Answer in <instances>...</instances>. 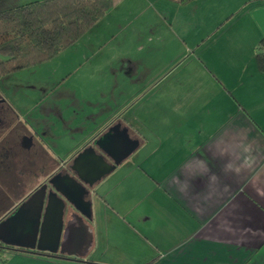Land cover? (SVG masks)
<instances>
[{
    "label": "crops",
    "instance_id": "crops-1",
    "mask_svg": "<svg viewBox=\"0 0 264 264\" xmlns=\"http://www.w3.org/2000/svg\"><path fill=\"white\" fill-rule=\"evenodd\" d=\"M31 1L0 0V11ZM211 1L193 0L170 10L174 3L167 0H123L108 12H118L120 25L103 17L82 37L90 44L99 36L105 44L117 33H124L125 41L133 33L125 45L135 44L130 53L141 55L149 49L158 54L162 38L169 36L168 44L174 38L192 48L194 68L189 63L181 72H167L124 51L107 62V77H94L90 70L80 74L90 82L83 89L87 95H79L83 105L67 113L53 107L52 116L48 112L40 120L52 160L65 164L59 149L63 134L78 138L67 163L118 122L129 126L139 146L92 188L90 221L72 209L66 212L62 253L41 256L15 249L1 253L4 264L13 259L122 262L105 260L103 252H171L170 264H264V68L256 57L264 58V0H229L216 11ZM165 8L172 12L167 15ZM183 12L200 18L199 27L174 25ZM146 17L163 23L152 24L151 35L140 37L142 31L132 30L146 24ZM0 98L8 104L3 93ZM8 108L25 130L36 131L38 118L30 109L19 114ZM49 117L68 131L53 136ZM109 233L125 241L105 242Z\"/></svg>",
    "mask_w": 264,
    "mask_h": 264
},
{
    "label": "rangeland",
    "instance_id": "rangeland-1",
    "mask_svg": "<svg viewBox=\"0 0 264 264\" xmlns=\"http://www.w3.org/2000/svg\"><path fill=\"white\" fill-rule=\"evenodd\" d=\"M228 2L229 0H212L210 3V8L214 11L218 9H225V5ZM230 3L234 5L233 2ZM169 6L170 7L168 8L170 10L178 8V6H176V3L169 4ZM169 9L165 8V10L167 11V15L169 14V12H172ZM117 16L118 12L116 11L110 14L107 13L104 16V20L105 22L110 21L112 25H120V23H115ZM149 18L146 17V19H148V22L146 24V20L137 23L136 25L142 26L135 27L132 31H142L140 37H149L151 35L149 28L154 27L152 26V24L162 25L163 23L162 21H156L155 18H152L149 21ZM127 20H130V18H127ZM179 24H188L190 26L196 25L197 27H199L200 18L193 19L192 17L187 16L186 13L183 12L179 17V23L174 21V25ZM127 31L129 30H126L125 32ZM132 36L133 33L129 34L128 38L125 41L124 33H117L115 34L114 38H111L105 44L101 42V40H99V36L97 37L96 41H93L90 44L81 37L82 39L80 38V40L76 44H74V46L72 45L73 47L70 46L69 48L65 49L52 60L13 73L12 75L1 80L0 93H3L5 95L8 105L10 104L12 107H14L17 113L24 114L28 109H30L29 115H33V117L38 118V124L35 126L36 131H38V135H40V137H43L44 130L46 129V127L44 122H42L41 124L40 120L43 119V116H45L46 118L48 112H50V115L52 116L51 110L53 107H57L58 109H64V111L62 112L67 113L69 111L68 109L72 111L77 110L79 106L83 105L82 99L79 97V95H87L83 89L84 87H89L90 82L87 81L85 78V82L82 81V77L80 74L83 71L90 70L91 74H94V77H107L109 73V66L107 62L112 61L113 57L118 58L120 52L125 51L127 54H133L135 56H138V58L142 60H145V58H147L150 64L157 63L156 69L160 68L167 72H181L183 65H188L189 63L190 69L194 68V56L192 48H190L188 44H185L183 40L181 43H178L174 38H172L168 44L167 41H169L170 37L165 36L162 38V41L165 45L163 46V49L158 52V54H155L152 49H149L148 53L145 54L143 52V54L140 55L137 54L135 51L130 53V50L135 47V44L125 45V42L130 43ZM103 41L106 40L104 39ZM177 45H179V47ZM105 62L106 64L103 65ZM145 63L146 64L143 65V68L146 70V72H148V63ZM187 72L188 70L186 71V73ZM149 73H153L152 68L149 70ZM93 85L96 89L99 86L95 81L93 82ZM68 95H70L69 98ZM78 113L79 121L77 122V125H79L80 121H82V113L79 111ZM26 115L28 114H25V118L29 119ZM39 116H41V118ZM46 121L48 122L47 125L50 126L49 128L53 129V136L54 134L60 136L61 134L66 133L68 131L67 128L66 130H62L59 122L57 123L55 122V120L54 122H52L51 117H49V120L46 119ZM24 130L25 128L23 127L22 123L18 124L13 117L11 118L10 116H5L4 124L3 126H0V155L2 152V148L10 149L11 152H13V150L19 151V139L21 138V135H23V133L25 132ZM67 134H63L62 139L59 140L61 141L59 143V149H61L62 154L61 157L63 158V162L65 163L66 160H68L67 158L70 157V154L68 153H71L79 147L76 144L78 138L69 140L67 139ZM79 135L75 133L72 136L76 138ZM70 136L71 135H69V137ZM71 161L72 160H69L68 162ZM58 164H60V160H52V169L58 167ZM121 174L122 172H119L116 176H120ZM4 175L5 174L1 172L0 201L2 202L0 206L2 205V208H4L5 211H10L12 208H14V206L19 203L42 179L38 176L36 181L31 183L30 185H27L26 183H20L21 187H19L20 185H14V183L17 182V177L15 175L10 176L9 178ZM112 181L113 179H110L107 185L110 184ZM12 182L14 187L10 189V184ZM118 192L119 191H116L115 193L117 194ZM124 241L125 238L123 236L120 237V235L118 234L109 233L107 236H105V242L123 243ZM101 254H103L105 260L107 261L122 260V264H139L141 262L142 264H170V262L173 260V255L171 254V252H103ZM148 256L150 257V259L147 262L145 259ZM2 259L3 256L0 255V261ZM8 264L59 263L53 260H50V262H23L18 259H13L9 261Z\"/></svg>",
    "mask_w": 264,
    "mask_h": 264
},
{
    "label": "water",
    "instance_id": "water-1",
    "mask_svg": "<svg viewBox=\"0 0 264 264\" xmlns=\"http://www.w3.org/2000/svg\"><path fill=\"white\" fill-rule=\"evenodd\" d=\"M83 149L73 160L71 170L76 174L54 175L46 194V186L35 191L4 221L0 222V244L29 252L62 253L61 236L63 216L68 207L81 217L91 220V189L101 179L112 173L139 146L128 129L120 122L103 132L93 143Z\"/></svg>",
    "mask_w": 264,
    "mask_h": 264
},
{
    "label": "trees",
    "instance_id": "trees-1",
    "mask_svg": "<svg viewBox=\"0 0 264 264\" xmlns=\"http://www.w3.org/2000/svg\"><path fill=\"white\" fill-rule=\"evenodd\" d=\"M121 1L34 0L0 11V81L52 60L77 43ZM168 1L186 5L193 0ZM256 57L264 68L263 54ZM15 252L44 255L22 249ZM58 258L68 259L65 256ZM5 262L2 259L0 264Z\"/></svg>",
    "mask_w": 264,
    "mask_h": 264
},
{
    "label": "flooded vegetation",
    "instance_id": "flooded-vegetation-1",
    "mask_svg": "<svg viewBox=\"0 0 264 264\" xmlns=\"http://www.w3.org/2000/svg\"><path fill=\"white\" fill-rule=\"evenodd\" d=\"M5 116H10L12 118V115L10 114L8 108V104H6V102L2 98H0V126H3ZM24 131L25 132L23 133V135H21V138L19 139L20 140L18 147L19 151L13 150V152H11L10 149L2 148V152L0 155V174L2 172L5 174L4 176L8 178L12 175H15L17 177V182L14 183V185L15 186L20 185L19 187H21L20 183H26L27 185H30L31 183L36 181L38 176L41 177L42 179L10 211H5L4 208H2V205L0 206V222L4 221L9 215H11L16 210V208H18L23 202L28 200L35 191L42 188L43 186H46V194H47L51 190V185L49 184V182L54 175L60 173L62 175L69 174L73 177H76V174L71 170V166L73 164L74 158L83 149L92 146L94 147V149L98 154H102V152H100V150L96 146H93V143L96 139H98V137L103 132L98 136H96L95 138H93L89 144L83 147V149L80 150V152H78L71 159L72 160L71 162H67L60 166L58 165V167L52 169V158L46 151L44 140L42 139V137H40L35 130L33 131L24 130ZM128 132L130 134L129 130ZM102 155L104 156V159L108 163L112 164V161L108 157H106L104 154ZM14 185L12 182L10 184V189L14 187ZM1 202L2 201H0V204ZM70 210L71 209L67 207L64 211V216L66 215V212ZM64 216H63V220H64ZM10 250H15V249L0 244V255L1 253Z\"/></svg>",
    "mask_w": 264,
    "mask_h": 264
}]
</instances>
